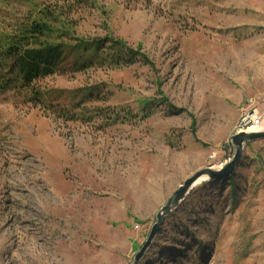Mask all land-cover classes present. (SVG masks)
<instances>
[{
    "label": "rangeland",
    "instance_id": "374dc122",
    "mask_svg": "<svg viewBox=\"0 0 264 264\" xmlns=\"http://www.w3.org/2000/svg\"><path fill=\"white\" fill-rule=\"evenodd\" d=\"M56 4L52 75L21 86L0 59V264H133L179 185L264 120V0H0V52ZM114 40L125 62L100 52ZM137 264H264V138L192 187Z\"/></svg>",
    "mask_w": 264,
    "mask_h": 264
},
{
    "label": "trees",
    "instance_id": "16d2710c",
    "mask_svg": "<svg viewBox=\"0 0 264 264\" xmlns=\"http://www.w3.org/2000/svg\"><path fill=\"white\" fill-rule=\"evenodd\" d=\"M72 5L70 3L67 7L72 10ZM34 9L31 6L27 18L19 20L16 34L4 37V44L0 52L2 57L0 59H12L9 66L10 72L13 73L10 82L11 79L15 81L21 80V86H28L37 78L52 75L57 70L58 63L65 60L64 46L56 39L55 32L57 31L50 26L49 21L56 22L59 18H65L62 20V23L65 24L69 11L66 10L65 5L57 7V4L55 7H38L36 5ZM33 10L35 11L34 13ZM108 41L111 42V40ZM114 41L109 51H106V48L100 50L98 42L94 44L82 42V44L80 43V48L85 51L94 48V50L97 52L100 50L102 55L105 54L107 58L110 57L111 60L116 61L118 64L125 62L127 53L124 50V44L118 41L114 43ZM34 97L36 101H42L39 95ZM60 115L63 114L61 113Z\"/></svg>",
    "mask_w": 264,
    "mask_h": 264
},
{
    "label": "water",
    "instance_id": "95a60500",
    "mask_svg": "<svg viewBox=\"0 0 264 264\" xmlns=\"http://www.w3.org/2000/svg\"><path fill=\"white\" fill-rule=\"evenodd\" d=\"M264 138V130L262 131H254V130H241L232 136V142L236 146V152L233 158L227 162L222 168L213 169L212 167H205L201 170L195 172L192 176L184 180L182 184L174 191V193L169 197L168 201L160 211L157 213V222L155 224V228L151 231L147 241L141 247V249L135 255V261L133 264H137V261L141 258L144 251L148 247L151 239L154 237L155 232L157 230L158 225L164 219L166 214H168L172 208H175L187 195L189 190L192 188L196 180L202 176H207V178H215V177H223L225 175L231 174L235 167L239 164L242 152L244 149V144L247 140H254Z\"/></svg>",
    "mask_w": 264,
    "mask_h": 264
},
{
    "label": "built area",
    "instance_id": "2783aa9c",
    "mask_svg": "<svg viewBox=\"0 0 264 264\" xmlns=\"http://www.w3.org/2000/svg\"><path fill=\"white\" fill-rule=\"evenodd\" d=\"M262 115H258V113L247 114L243 119V125H248V128H258L262 126L263 123Z\"/></svg>",
    "mask_w": 264,
    "mask_h": 264
},
{
    "label": "bare ground",
    "instance_id": "6f19581e",
    "mask_svg": "<svg viewBox=\"0 0 264 264\" xmlns=\"http://www.w3.org/2000/svg\"><path fill=\"white\" fill-rule=\"evenodd\" d=\"M261 128L264 129L263 126H261ZM248 130L250 131V130H254V129L250 128V129H248ZM254 131H256V130H254ZM257 131H261V129H259V130H257ZM205 179H207L206 176H202V177L198 178L192 187H194L195 185L199 184L200 182H202V181L205 180Z\"/></svg>",
    "mask_w": 264,
    "mask_h": 264
}]
</instances>
